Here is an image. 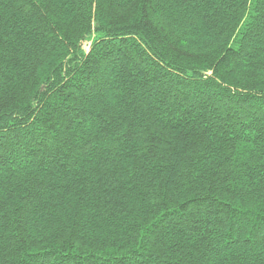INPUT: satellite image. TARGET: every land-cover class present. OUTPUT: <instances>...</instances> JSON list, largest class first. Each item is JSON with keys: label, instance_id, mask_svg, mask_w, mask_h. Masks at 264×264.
Masks as SVG:
<instances>
[{"label": "trees", "instance_id": "1", "mask_svg": "<svg viewBox=\"0 0 264 264\" xmlns=\"http://www.w3.org/2000/svg\"><path fill=\"white\" fill-rule=\"evenodd\" d=\"M0 264H264V0H0Z\"/></svg>", "mask_w": 264, "mask_h": 264}]
</instances>
